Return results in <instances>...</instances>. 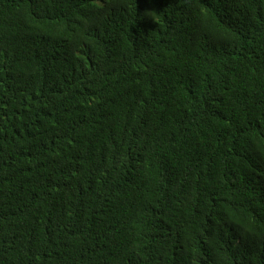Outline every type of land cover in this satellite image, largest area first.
Listing matches in <instances>:
<instances>
[{
	"label": "trees",
	"instance_id": "16d2710c",
	"mask_svg": "<svg viewBox=\"0 0 264 264\" xmlns=\"http://www.w3.org/2000/svg\"><path fill=\"white\" fill-rule=\"evenodd\" d=\"M0 264H264V0H0Z\"/></svg>",
	"mask_w": 264,
	"mask_h": 264
}]
</instances>
